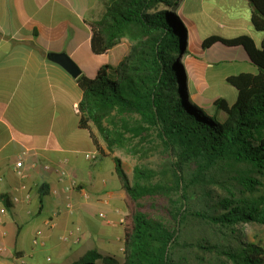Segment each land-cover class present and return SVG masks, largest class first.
<instances>
[{
  "label": "trees",
  "instance_id": "obj_1",
  "mask_svg": "<svg viewBox=\"0 0 264 264\" xmlns=\"http://www.w3.org/2000/svg\"><path fill=\"white\" fill-rule=\"evenodd\" d=\"M183 1L112 0L86 22L93 54L107 55L123 39L130 48L118 65L76 79L79 127L100 153L102 142L110 155L133 158L136 177L114 156L128 206L121 255L91 250L72 264H264L263 244L245 237L248 225L264 228V37L259 47L245 33L204 41L205 49L243 47L258 68L231 78L236 102L219 99L210 115L186 86ZM247 1L264 36V0ZM49 189L42 185L41 195Z\"/></svg>",
  "mask_w": 264,
  "mask_h": 264
},
{
  "label": "crops",
  "instance_id": "obj_2",
  "mask_svg": "<svg viewBox=\"0 0 264 264\" xmlns=\"http://www.w3.org/2000/svg\"><path fill=\"white\" fill-rule=\"evenodd\" d=\"M109 1L0 0V264H72L91 250L117 257L123 252L128 206L116 174L113 158L117 155L105 151L102 142L99 145L104 152L100 153L90 133L80 129L78 105L82 92L77 81L62 66L48 59L50 53H66L83 74L95 77L103 64H118L117 58L114 64L109 61L116 47L103 56L105 59L95 66V74L91 76L64 42L57 47L43 45L35 26L45 20H55L57 10L49 9L51 4L67 6L93 53L92 35L86 22L100 18L94 15L95 10ZM224 1L220 8L213 5V13L220 14V21L212 31L205 32L199 25V21L217 19L209 13L208 0H184L179 10L186 28L182 63L187 90H195V100L204 108H210L219 99L235 103L237 91L229 80L258 73L243 47L221 43L203 47L204 41L215 35L233 39L245 33L258 47L263 40V34L251 25L249 2L246 0L247 15L242 20L240 0ZM41 14L49 16L42 19ZM64 15L63 24H66ZM69 21L71 28L72 21ZM40 28L46 29L44 25ZM225 86L230 87L231 98L221 93ZM207 93L208 98L203 96ZM27 151L30 152L25 156L28 178L20 180L13 168L20 155ZM94 154H97L95 159H87V155ZM34 163L38 164L35 169ZM44 165L51 166V170L45 171ZM124 165L132 179L134 167H127L125 161ZM58 168L78 183V188L69 195L74 206L72 214L66 209L68 195L59 182ZM44 184L50 189L48 194L41 195ZM51 189H57L59 194L53 196ZM84 193L88 194L87 199ZM27 194L31 196L30 201L25 199ZM5 197L10 200V208L4 202ZM50 221L53 225H49ZM38 232H41L42 244L35 246L33 240ZM63 236H69V240L64 242Z\"/></svg>",
  "mask_w": 264,
  "mask_h": 264
},
{
  "label": "rangeland",
  "instance_id": "obj_3",
  "mask_svg": "<svg viewBox=\"0 0 264 264\" xmlns=\"http://www.w3.org/2000/svg\"><path fill=\"white\" fill-rule=\"evenodd\" d=\"M111 1L112 0H110L109 2H111ZM109 2H107V3H109ZM208 2L210 3L207 6L209 13H212L213 14L212 16L216 17L217 19L215 22L209 21V20L199 21V25H200L201 29H204L205 32L208 30L212 31L213 29H216L218 21H220L219 20L220 14H218V13L215 14V12L213 13V9H214L213 5H216L217 8H220L225 1L224 0H208ZM240 2H241L240 13H241V17L243 20L244 17L247 15L246 5L248 3L246 0H240ZM52 5L53 4H51L49 6V9H51L53 7V9L57 10L56 15H55V20H45L43 22L35 23V26L38 28V32L40 34V36H39L40 42L43 43V45H46L48 47H57L62 42H64L66 47L73 54L74 58L80 62V64L82 65V67L84 68L86 73L91 75V76L94 75L95 74V66L97 64H100L101 62H103L105 57L96 56L89 51L87 40H86V35L80 29H78V27L76 26L75 23H77V22H76L75 16L72 15L71 13H69V11H67L68 10L66 8L67 6H62L59 4V5L54 7ZM105 9H106V3H101L100 5H98L97 9L95 10L94 15H99V17H101V15H102L103 11H105ZM170 10L174 11L175 9L171 8ZM46 11L50 12L49 10H46ZM63 14H65L64 17L67 18L66 24H63L65 21L62 19ZM176 14H178V13H176ZM46 15L49 16V14H41L40 17L42 19H44L46 17ZM69 20L72 21V27L71 28H69L70 23H71ZM40 25H44V27L46 29L45 30L41 29ZM65 28H67V29H65ZM77 30H80V31H77ZM52 33H53V36H52ZM129 48H130V42L127 39H123L120 42V44L116 46V49L114 50L115 52L113 51L112 57L109 58L110 63H112V64L116 63V58L120 62L127 55ZM175 58H176V62L179 61V58H177V56H175ZM229 88L230 87L225 86L220 91H221V93H223L228 98H231L230 90H228ZM194 91L195 90L189 92L191 99L194 100V102L196 103V105L199 108H201V109L204 108V106H202L197 100H195ZM209 93H211V92H209ZM203 96L208 98V97H210V94H208V93L203 94ZM204 109L208 114L211 115L210 110H208L206 108H204ZM93 131L95 132V134L97 133L96 129H94ZM115 154L118 157L122 158L126 162L127 167L133 168L134 165L136 164V161L133 158L128 157V155H126V153L123 151L117 150V151H115ZM135 177H136V175L134 174L132 176V180H134ZM245 237L247 238V240L249 242L262 243L264 246V228L259 226V225H248V226H246Z\"/></svg>",
  "mask_w": 264,
  "mask_h": 264
},
{
  "label": "built area",
  "instance_id": "obj_4",
  "mask_svg": "<svg viewBox=\"0 0 264 264\" xmlns=\"http://www.w3.org/2000/svg\"><path fill=\"white\" fill-rule=\"evenodd\" d=\"M29 154H30V152H28V151L24 152L23 154H21L19 159L15 163L14 168H13V172H14L15 176L17 178H19L20 180H25V179L28 178V172H27V169H26V166H25V156H27ZM86 157H87V159H95L97 157V154L87 155ZM37 166H38L37 163L32 164V168H34V169L37 168ZM43 169L45 171H49V170H51V166L44 165ZM57 172H58V176H59V182L63 184V191L65 192L66 195H68L66 209H67V211L69 213L72 214L74 212V206H73V203H72L69 195L74 190H76L78 188V183H77L76 180L70 178L68 176V174L64 170H61L60 168H58ZM50 193L53 196H57L59 194V191L57 189H51ZM83 196L86 199L89 197L87 193H84ZM25 199H26V201H30V199H31L30 194H27ZM16 201H18V199H16ZM0 222H1V215H0ZM49 225H53L52 221L49 222ZM40 237H41V232H38L36 237L33 240V244L35 246H38V245L42 244V242L39 239ZM62 240L64 242L68 241L69 240V236H63ZM1 253H2V249L0 248V254ZM50 260L51 259L49 258L48 261H50Z\"/></svg>",
  "mask_w": 264,
  "mask_h": 264
},
{
  "label": "water",
  "instance_id": "obj_5",
  "mask_svg": "<svg viewBox=\"0 0 264 264\" xmlns=\"http://www.w3.org/2000/svg\"><path fill=\"white\" fill-rule=\"evenodd\" d=\"M48 59L62 66L74 79L83 74L80 66L66 53H50Z\"/></svg>",
  "mask_w": 264,
  "mask_h": 264
}]
</instances>
